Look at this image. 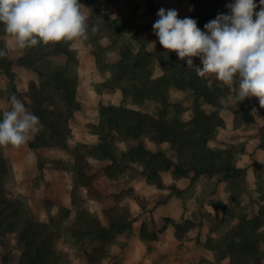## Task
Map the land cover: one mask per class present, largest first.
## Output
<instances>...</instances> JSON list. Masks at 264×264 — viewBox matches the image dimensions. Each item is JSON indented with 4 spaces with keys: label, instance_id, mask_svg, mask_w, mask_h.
I'll use <instances>...</instances> for the list:
<instances>
[{
    "label": "trees",
    "instance_id": "obj_1",
    "mask_svg": "<svg viewBox=\"0 0 264 264\" xmlns=\"http://www.w3.org/2000/svg\"><path fill=\"white\" fill-rule=\"evenodd\" d=\"M189 1L195 12L186 17L195 19L200 29L203 23L222 13L223 0ZM85 3L88 35L97 49V58L107 60L110 51L118 56L113 62L111 80L114 88L122 90L124 102L102 104L100 107L97 120L92 124L98 142L77 144L73 153L72 206H60L58 214L49 216L48 220L33 216L24 202L6 189L9 166L0 147V235L16 233L17 242L22 248L18 264H64V255L57 248V242L67 234L86 245L99 243L95 249L103 254L97 256L86 251L88 261L95 263L106 256L108 246L116 237L134 228L132 210L122 205L120 200L105 211L108 225H104L85 205L89 198H103V193L95 184V174L91 172V157L106 162L103 172L112 179L121 177L133 165H139L142 167L141 173L160 189L167 186L164 174L169 171L175 179L185 177L193 182L203 176L224 173V179L229 182L234 195V190L241 189V182L247 179L249 173L248 167L237 164L239 153L244 151L242 143H232L227 147L210 144L220 128L225 126L220 110L223 99L233 91L232 86L223 85L211 74L207 78L199 77L194 68L187 67L186 59L180 60L175 52L165 50L159 40L155 51L148 49L150 39L142 36L146 25L137 20L135 8L129 9V14L113 17L103 10L99 0H85ZM93 26H98L94 34L91 31ZM127 34L140 44L138 50L135 51L130 42L123 41ZM7 38L0 24V48L8 43ZM62 55L66 56V61L57 62L56 59ZM157 64L161 69L158 76L155 75ZM15 65L32 68L38 74V81L30 82V100L26 108L39 117L40 130L28 142L29 146L33 149L70 148L71 120L81 107L77 100L80 83L77 51L71 43L64 42L48 46L41 44L24 50L9 45L8 56L0 57V71L7 75L16 94ZM196 66H202L201 62ZM173 89L191 90L194 93L190 120L181 116L182 108L178 107L176 113L170 116ZM149 99L162 105L159 116L125 103L128 100L142 103ZM256 105L260 106L259 102ZM206 106L218 109L209 111ZM242 108L246 110L245 107L235 110L237 122ZM3 111L0 107V118ZM244 117L248 122L255 121L251 110H246ZM147 138L159 144L168 142L176 153V159L162 148H150ZM261 138V147L264 148V130H261ZM121 142L126 143L125 149L120 147ZM253 165L256 191L261 201L258 211L251 214L246 207L230 209L227 206V212L232 213L236 220L228 233L208 245L216 253L217 259L229 257L228 264H263L264 261V166L258 160ZM170 187L176 189L175 184ZM171 223L173 219L168 216L143 221L141 239H157ZM196 224L189 219L175 223L177 237L183 240ZM2 261L0 264H9L6 256Z\"/></svg>",
    "mask_w": 264,
    "mask_h": 264
},
{
    "label": "rangeland",
    "instance_id": "obj_2",
    "mask_svg": "<svg viewBox=\"0 0 264 264\" xmlns=\"http://www.w3.org/2000/svg\"><path fill=\"white\" fill-rule=\"evenodd\" d=\"M163 0H99V5L103 10L109 12L113 17H118L122 13L129 14L127 11L132 7L136 9L137 20L146 25V28L142 32L144 38H149L150 43L148 49L153 50L155 43V50L157 49L158 37L153 32V24L159 18V7ZM81 11L87 16V5L85 0H80ZM166 10L168 7L165 8ZM224 7L222 13H224ZM199 21V19H197ZM204 25L206 24L203 23ZM8 42L11 46H15L12 37L8 36ZM124 42H130L133 49L136 51L139 49L140 44L133 41L130 35L124 36ZM71 46L77 51L79 57L78 70L80 74V83L77 90V100L81 103L80 109L75 111V114L71 120L72 137L70 139V148L63 149L57 147H44L40 149H33L28 143L20 148H14L11 145L2 147L4 156L8 162V171L6 175V189L19 197L30 213L41 220H48L49 216L57 215L60 206H72V188H73V164H74V150L77 144H94L97 143L99 138L94 133L92 124L97 120L100 113V107L102 104L116 103L121 104L124 102L122 90L114 88L115 84L111 80L113 62L116 61L117 55L113 51L106 52L107 60H105L103 52L102 58H97V49L90 41V39L77 40L71 43ZM17 49V48H15ZM57 62L64 63L66 56H59ZM194 66L201 62L198 57H194ZM36 76H21L19 72H16L17 92L16 94L11 89V82L8 83L5 89L0 91V97L4 100L9 99L11 95H18L17 98L21 100L25 107L30 100L28 95V89L32 80L38 81V74ZM161 69L157 64L155 75H160ZM233 85L235 88H233ZM232 85L233 91L223 99V107L220 110L225 113L235 112L237 108L245 107L246 110H253L256 97L246 98L244 101L238 103L235 99L236 89L238 85L235 83ZM194 93L191 90L173 89L171 91L172 105L169 107L170 116L176 113L177 107L182 108L181 116L185 120H190L193 116V104ZM128 106L136 108L138 110L151 113L159 116L162 110V105L155 100H146L142 103H134L131 100L125 102ZM207 110H215L217 107L206 106ZM261 106H258L260 109ZM245 109H241L240 118L238 121H247L244 117ZM248 122V121H247ZM148 146L154 150L164 149L168 152L169 156L176 159V153L171 148L168 142L156 143L149 138L146 139ZM120 147L126 148V143L121 142ZM230 145V144H229ZM91 160V172L95 174V184L99 190L103 193V198H89L85 205L98 217V219L104 224L108 225V220L105 215V211L113 206L117 200H120L121 204L129 207L132 210V216L136 219L140 214H147V219L144 221H150L151 213L153 209L159 206L160 202L170 201V204L177 202L176 198L168 199L166 193L161 198L155 197L157 190L155 184L149 182V180L141 173L142 167L139 165H133L128 168L121 177L116 179L109 178L103 172V166L106 162H101L93 157ZM167 176H172L169 171L164 174V181L167 180ZM224 173L214 174L212 176H203L198 181H194L193 185L201 187L202 193L199 194L198 202L210 203L215 207H218L215 212L216 215L199 209L202 215H205L207 223V238L202 241L203 246L210 249L208 245L211 242L218 241L223 235L228 233L235 217L232 213L227 212L226 207L230 209L235 206L246 207V210L254 214L259 209L260 199L259 193L256 191V173L249 172L247 179L241 182V189L234 190V195L230 191L229 182L224 179ZM255 180V181H254ZM224 181V187L218 191V187ZM167 185V184H166ZM172 185V184H171ZM157 187V186H156ZM145 190L146 194H142L140 190ZM164 189V188H162ZM188 190V189H187ZM219 192L218 195L213 196L215 192ZM165 192V191H164ZM209 192V193H207ZM178 196V195H176ZM182 201L187 204H191L193 199L189 194H182ZM201 197V198H200ZM180 199V198H179ZM233 202L231 203V201ZM160 201V202H158ZM192 201V202H191ZM206 209V208H205ZM207 210V209H206ZM234 211V210H233ZM232 211V212H233ZM150 215V216H149ZM135 223V222H134ZM199 226L195 225L190 228L189 233L185 236L196 233ZM135 234V226L129 231H124L108 246L106 256L98 261L89 262L86 256V251H90L99 256L102 252L95 248L99 243L92 245H86L77 242L74 237L67 234L57 242V248L63 253L65 263L64 264H147L148 261H144L141 256V252L136 251V247L130 244L131 238ZM141 236V234H140ZM159 238V237H158ZM196 238H198L196 236ZM155 240H147L148 244L146 255L150 257L155 256V252L158 250V246L154 245ZM264 248V243H263ZM22 248L17 242L16 233H8L0 235V262L2 263L3 256H6V260L9 264H18ZM162 253H158V257L162 258ZM165 259V258H163ZM223 260V259H222ZM221 259H217V264H221Z\"/></svg>",
    "mask_w": 264,
    "mask_h": 264
},
{
    "label": "clouds",
    "instance_id": "obj_3",
    "mask_svg": "<svg viewBox=\"0 0 264 264\" xmlns=\"http://www.w3.org/2000/svg\"><path fill=\"white\" fill-rule=\"evenodd\" d=\"M259 3L260 10L255 11V0H234L227 5L230 13H220L207 22L206 31L197 26L195 19H180L177 10L161 8L153 32L165 50L175 52L180 60L186 59L187 67L194 68L199 77L211 74L223 85L231 87L235 83L238 103L257 97L264 108V0ZM80 4V0H0V24L20 50L86 41L88 18ZM97 30L98 26L91 29L93 34ZM8 54L6 42L0 48V57ZM194 57L201 60L202 66H194ZM39 123V117L11 95L10 109L4 110L0 118V147L25 145L39 132Z\"/></svg>",
    "mask_w": 264,
    "mask_h": 264
},
{
    "label": "crops",
    "instance_id": "obj_4",
    "mask_svg": "<svg viewBox=\"0 0 264 264\" xmlns=\"http://www.w3.org/2000/svg\"><path fill=\"white\" fill-rule=\"evenodd\" d=\"M255 2L257 4L255 11H259L261 7L259 0H255ZM229 3H234V0H223L224 14L230 13V9L227 8ZM160 4L161 8L165 9L168 7V9L177 10L178 18L180 19H183L187 15L195 12V8L189 0H163V2H160ZM161 8L159 7V9ZM155 14L157 13L155 12ZM201 30L206 31L204 26L201 27ZM9 45L11 48H17L16 46H11L10 43ZM14 70L20 74L24 73V75L22 74L21 76H25V74L29 76L30 73L31 76H36L33 70L25 66L15 65ZM8 80L9 79L7 75L0 71V91L5 89ZM233 88H235L234 85ZM257 102H259V100L256 97L255 104L253 103V105L257 112L254 113L255 121L253 122H237L234 111L229 114L225 113V111H221V115L225 119V126L221 127L218 135L210 141L212 146L217 147H227L232 143H242L244 145V151L239 153L237 164L241 167H248L249 172L253 174L254 161L258 160L260 163L264 162V148L261 147V130H264V108L261 107L258 109V106L256 105ZM0 107L3 110L10 109V100H4L2 97H0ZM262 164L264 166V163ZM166 178L167 180H165V183L167 186L164 189H160L155 186V189L157 190L155 197L161 198L163 194L166 193L167 197L165 200L171 196V198H176L177 202L175 204H170V201H158L160 202L159 206L153 209V213H151V216H149H153L157 220L168 216L173 219V223H171V225L159 235V238L155 239L154 245L158 246L155 256H145L148 249V244L141 239L140 228L143 221L147 219V214L142 213L134 223L135 234L131 238L130 244L136 247V251L141 252L143 260L149 262L147 264H217L216 253L213 250L204 247L203 243L199 242H202L207 238L208 231L205 219L206 217L199 212V209L204 208L203 213H205L204 211H208L209 213L216 215L215 211L218 210V207H215L210 203H204L203 205V203L201 204V202H198V195L202 193L203 189L201 187L198 188L194 186L193 181L190 179L185 177L175 179L173 176H167ZM224 183V181H221L218 187L219 192L220 189L224 187ZM171 184H175L176 189H172L170 187ZM140 191L142 194H146L144 189ZM218 191L212 195H218ZM182 194H189L193 199V202L191 201V204L184 203L181 200ZM186 219L197 223L196 225H198L199 228L196 233L194 232L193 234L187 235L182 240L176 235L175 223L183 222ZM196 236L198 238H196ZM159 252L162 253V258L158 257ZM229 262L230 258L227 257L221 261V264H228Z\"/></svg>",
    "mask_w": 264,
    "mask_h": 264
}]
</instances>
